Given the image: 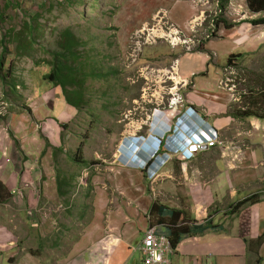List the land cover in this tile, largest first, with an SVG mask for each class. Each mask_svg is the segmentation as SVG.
Listing matches in <instances>:
<instances>
[{
    "label": "rangeland",
    "instance_id": "rangeland-1",
    "mask_svg": "<svg viewBox=\"0 0 264 264\" xmlns=\"http://www.w3.org/2000/svg\"><path fill=\"white\" fill-rule=\"evenodd\" d=\"M237 8L233 10L229 0H0V62L3 63L0 71L10 74L6 78L11 79V84L19 82L16 89L11 88L12 104L17 98L26 101L29 96V92L23 90V80L30 85L31 92H47L50 82L43 81V75L50 72L52 66L43 60H52L50 52L60 50V34L66 29H71L82 43L80 61L84 63L81 67L82 72L88 73L82 74V85L86 88L84 108L73 123H67L68 129L61 137L63 149L68 150L65 154L70 155L68 165L60 171L57 170L60 153L50 152L54 150L51 137L45 135L42 128L39 130L44 146H40L42 151L37 157L43 164V176L47 174L46 166L50 172L55 169L56 175L76 172L81 178L80 181L75 178L70 197L55 200L48 197L52 195L49 184L45 187L46 196L27 197L26 193L33 188L28 185L22 191L24 197H12L2 206L11 213L24 208L22 217L27 221L22 223L18 221L22 218H17L10 220L8 226L15 235L26 237V259L18 258L14 264H63L70 255L69 264H105L112 243L116 244L122 235L117 227L113 229V220L117 219L123 228L131 215L130 196H97L99 188H104L101 181L105 164L123 167L119 162L122 152L119 144L123 135L135 132L147 121L149 94L159 102V93L164 91L165 101H169L171 92L175 91L173 86L182 81L175 73V66L169 69L172 57L191 50L196 54V50H202L209 55L211 48L203 50L204 44L213 37L212 31L223 28V23L215 27V20L239 17L241 8ZM25 23L33 24L32 35L21 31L27 30ZM21 45L26 46L24 53L30 56L23 57L19 53ZM3 46L6 51L2 50ZM0 81V112L5 109V116L12 115L16 107L11 108L10 100L5 98L8 92L4 91L2 73ZM6 125L5 120L0 124V137L7 140L12 135ZM69 134L72 135L67 139ZM3 141L0 142L1 156L6 158L10 147ZM82 143L83 156L88 163L74 160ZM23 157L15 152L14 157L13 154L8 156V161L20 158L23 161ZM33 158L28 159L31 162ZM76 165H81L82 170ZM39 181L36 187L43 188L45 182L41 177ZM64 189L68 193V187ZM32 199H37L40 205L51 206L44 218L29 205ZM136 200L144 203L142 196H136ZM26 224L33 230L30 234ZM127 226L141 227L140 224ZM40 228L53 229L56 233L43 237L41 232H36ZM141 259L142 252L135 249L130 264H139Z\"/></svg>",
    "mask_w": 264,
    "mask_h": 264
},
{
    "label": "crops",
    "instance_id": "crops-1",
    "mask_svg": "<svg viewBox=\"0 0 264 264\" xmlns=\"http://www.w3.org/2000/svg\"><path fill=\"white\" fill-rule=\"evenodd\" d=\"M229 5L233 10L241 8L239 17L223 19L232 26L217 27L215 35L203 47V50L210 47V54L202 50H196L198 54L193 50L182 52L172 57L169 69L175 66V73L186 81L183 93L187 105L214 127L223 141L239 145L240 151L211 147L202 149L190 160L174 157L151 179L139 170L106 163L101 181L104 188H99L97 196H130L131 215L125 220L126 226L140 224L141 227L121 228L120 222L113 220V229L117 227L122 235L116 244L112 243L105 264H130L134 250L141 251L142 236L149 226L171 239L178 236L172 234L173 226H183V232L188 230L180 234V242L169 255L171 264H264V24L252 23L263 17L264 11H252L248 0H229ZM228 67L235 71L233 77L239 83L238 93L247 90L237 99L222 85ZM22 85L23 90L29 92L26 101L17 98L12 104L11 97H5L10 100L11 108L16 109L14 114L0 119V124L6 121L12 135L7 140L1 138L2 141L5 139L3 143L10 151L3 158L0 149V180L7 186L9 195L12 194L10 199L24 197L22 191L28 185L33 188L26 193L27 197H44L47 184L52 189V195L48 197L54 200L70 197L75 178L78 181L81 178L76 172L56 175L55 169L50 172L46 166L47 174L43 176V164L37 157L44 146L39 130L42 128L43 133L51 137L54 150L50 152L60 153L57 161L60 171L68 165L70 155L65 154L68 150L62 147L61 137L66 131L61 126L73 123L80 111L67 101L60 85L50 82L45 93L31 92L26 81ZM33 145L39 148L35 149ZM15 152L27 156V160L23 157V161L21 158L8 161V156L13 154L14 157ZM55 155L57 157V153ZM235 156L239 159L233 160ZM30 157L35 160L30 162ZM76 166L82 170L81 165ZM40 177L43 181L46 179L43 188L36 187L40 185ZM98 186H101L100 182ZM258 192H263L260 201L230 213L232 205ZM136 196H142L144 203L137 202ZM154 202L181 210L185 218H172L165 212V219L160 220L155 208L149 211ZM3 204L5 202H0V264H14L18 258L26 259V237L15 235L8 226L10 220L17 218H22L18 220L22 223L27 221L22 217L24 208L11 213L2 208ZM29 205L43 218L46 210L51 208L40 205L37 199H32ZM26 227L30 234L33 230L28 224ZM36 232H41L43 237L50 232L56 233L53 229L43 228ZM71 257L64 259L67 263H62L69 264Z\"/></svg>",
    "mask_w": 264,
    "mask_h": 264
},
{
    "label": "trees",
    "instance_id": "trees-1",
    "mask_svg": "<svg viewBox=\"0 0 264 264\" xmlns=\"http://www.w3.org/2000/svg\"><path fill=\"white\" fill-rule=\"evenodd\" d=\"M63 1V0H62ZM66 2H70V0H65ZM223 2H221V7ZM249 7L252 11H264V0H248ZM34 23V21H33ZM219 23H223L225 28H229L232 25H228L225 20H222L221 18H217L215 20V27L218 26ZM252 23L254 25H263L264 24V16L256 18L252 20ZM26 29H21L23 32H28L25 33L26 35H32L33 31V24L25 23L24 25ZM30 32V33H29ZM17 34V33H16ZM11 35V33H10ZM215 35V30L212 31V36ZM3 44V43H1ZM60 50L59 51H51V56L52 60L50 59H45L47 64H50L52 66V69L50 72L45 73L43 75V79L48 80L52 82L54 85H60L63 89L64 95L66 96L67 101L73 105L78 111L80 109L84 108L83 105L86 102L85 99V87L82 85L84 82V77L82 78V74L84 73L86 76L88 73L87 72H82V67L81 63L83 64L84 61H80L82 59V52L80 51V48L82 47V43L78 41L77 37L73 34L71 29H66L65 31L61 32L60 34V40L58 41ZM22 50H18L19 53L23 54V57L25 56H30V54H25L23 49H26L25 45L20 46ZM203 49V48H202ZM2 50L6 51L7 48L6 46L2 47ZM232 55L228 57V59L231 58ZM2 58V57H1ZM0 58V59H1ZM84 60V59H83ZM3 63L0 62V65ZM2 73V78L3 82L5 84V89L4 91L8 92L7 96L11 97V91L13 89H16V84L19 82H13L11 84L10 80H7L6 77L10 75L8 72L4 74L2 70L0 71ZM18 79V77H16ZM25 80L22 81V84H24ZM68 86H71V88H68ZM11 99V98H10ZM63 129H68V125L63 124L61 126ZM48 142V141H47ZM83 149L84 145L83 143L81 144L80 147H78L75 156L78 163H88V161L85 159L83 156ZM90 167V166H89ZM263 192H258L254 193L251 196L244 198L234 205L230 207V213H237L242 207H244L247 204H253L261 200ZM12 194L8 193V188L7 186L0 180V201L3 202H8L10 200V197ZM155 208L156 214L159 216L160 220H164L167 212L172 218H175V216H178V218L184 219L185 216H182L181 210L175 209V208H170L167 205H161L158 202H154L153 207L149 209V211L153 210ZM183 226L177 227L173 226L172 227V234H177V238H169L172 241V244L174 247L178 245V243L181 240L180 234L182 233H187L188 230H181ZM191 232V231H189Z\"/></svg>",
    "mask_w": 264,
    "mask_h": 264
},
{
    "label": "built area",
    "instance_id": "built-area-1",
    "mask_svg": "<svg viewBox=\"0 0 264 264\" xmlns=\"http://www.w3.org/2000/svg\"><path fill=\"white\" fill-rule=\"evenodd\" d=\"M226 72L228 75L224 77L222 85L228 92H230L233 98L237 99L243 92H247V90L243 89L238 93L239 83H237L235 77H233V75H235V71L228 67L226 68ZM171 73L173 72L171 71ZM169 79L173 80L174 78L169 76ZM186 85L187 83L184 81L174 85L173 89L176 90L171 92L172 95L169 101H165L166 93L164 91H160L159 93L158 98L161 99L159 102L157 99H153L149 94L148 103H150V108L147 113L146 120H149L150 122L155 117L154 119H158L159 122L168 124L176 121L181 114L186 113L188 116H193L190 112L191 110L194 111V109L187 107V99L183 93V89ZM5 114L6 111L3 109V111L0 112V115L5 117ZM145 125L148 126L147 121L139 125L136 132L141 130ZM128 133L133 132L129 131ZM1 138L2 137H0V140ZM211 147H218L222 151H240L239 145L223 141L214 127H211L206 132L204 139H198L194 142L190 141L184 150L175 151L179 158L183 160H190L194 158L202 149ZM236 159H239V156L233 157V160ZM153 177L154 172L151 173L149 178L151 179ZM140 248L143 256L140 264H171L169 255L174 251L172 241L165 233L157 231L154 226H149L144 230Z\"/></svg>",
    "mask_w": 264,
    "mask_h": 264
},
{
    "label": "clouds",
    "instance_id": "clouds-1",
    "mask_svg": "<svg viewBox=\"0 0 264 264\" xmlns=\"http://www.w3.org/2000/svg\"><path fill=\"white\" fill-rule=\"evenodd\" d=\"M191 111L193 116L181 114L173 123L165 124L154 119L155 117L150 122L147 120L148 126H143L146 133H143V128L138 132H127L118 148L122 151L119 156L120 164L139 170L147 177L154 172L155 177L161 168L178 157L175 150H184L190 141L204 139L206 132L212 127L195 109Z\"/></svg>",
    "mask_w": 264,
    "mask_h": 264
},
{
    "label": "bare ground",
    "instance_id": "bare-ground-1",
    "mask_svg": "<svg viewBox=\"0 0 264 264\" xmlns=\"http://www.w3.org/2000/svg\"><path fill=\"white\" fill-rule=\"evenodd\" d=\"M179 80H177V82H178ZM183 81V80H182ZM185 81V80H184ZM186 82V81H185ZM176 90V89H175Z\"/></svg>",
    "mask_w": 264,
    "mask_h": 264
}]
</instances>
